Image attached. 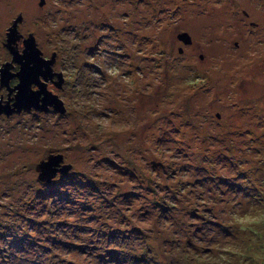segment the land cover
I'll list each match as a JSON object with an SVG mask.
<instances>
[{
	"label": "rangeland",
	"instance_id": "374dc122",
	"mask_svg": "<svg viewBox=\"0 0 264 264\" xmlns=\"http://www.w3.org/2000/svg\"><path fill=\"white\" fill-rule=\"evenodd\" d=\"M256 41H246L247 55H263L264 41ZM150 42L80 56V72L91 78L98 70L110 83L81 88L62 118L0 122V264H123L142 247L162 264H188L182 252L200 251L204 262V251L222 259L253 242L225 213L264 204V61L252 68L244 43L222 58L231 74L206 82L184 73L179 56L171 65L152 57ZM57 153L70 170L38 181L37 163ZM227 231L238 235L229 236L231 247L210 245Z\"/></svg>",
	"mask_w": 264,
	"mask_h": 264
},
{
	"label": "flooded vegetation",
	"instance_id": "af4514ba",
	"mask_svg": "<svg viewBox=\"0 0 264 264\" xmlns=\"http://www.w3.org/2000/svg\"><path fill=\"white\" fill-rule=\"evenodd\" d=\"M260 28L262 36L255 38ZM252 35L262 44L264 0H0V122L27 115L62 118L69 103L77 105L81 88L95 89L103 81L108 86L110 75L95 70L90 78L79 69V57L96 58L99 49L106 56L125 54L126 40L145 38L151 41L152 57L171 65L179 56L184 61H175L184 73L207 82L208 74H231L229 61L222 58L233 56L244 43L241 53L253 61L252 68L264 61V53L247 55ZM228 81L229 89L239 90ZM218 86L215 82L207 89ZM51 95L62 101L64 113L46 109ZM120 108L125 117L126 104Z\"/></svg>",
	"mask_w": 264,
	"mask_h": 264
},
{
	"label": "trees",
	"instance_id": "16d2710c",
	"mask_svg": "<svg viewBox=\"0 0 264 264\" xmlns=\"http://www.w3.org/2000/svg\"><path fill=\"white\" fill-rule=\"evenodd\" d=\"M246 235L248 234L243 233L240 235V237L244 239ZM229 236H231V238L238 237V235H236L234 232L232 233L231 231H227V233L224 234L222 237H220L219 239H216L215 241H212L210 245H212L214 242H219L222 246L226 244L229 246L232 243L231 239L229 240ZM254 238H255V243L252 242L249 244H252L250 251L252 253H255L256 255H247V256L246 255H236L234 253H228V251H224L221 257L224 258L225 262L231 261L232 264H259L258 257L264 255V252H261V247H264V245H262L259 238H256V237ZM247 245L248 244L244 245L242 248H236V249L241 252L247 251L248 250ZM143 248L144 247H142L141 249L138 248L137 250H135L130 257L128 256V258H126L127 263H123V264H159V263L162 264V259L164 258L162 255L159 254L157 257H154L150 249H145L144 251ZM199 249L203 250L201 247H199ZM210 252H211V256H210ZM189 253H191L193 257H189L187 256V253L182 252L183 261L187 262L188 264H201L200 262L201 252L200 251L197 253H192V252H189ZM204 255L206 256V259L204 260V262L210 261L212 259H217V256L214 255L212 251H209V256L204 251ZM120 257H121V254H120ZM122 261L125 262V259H123Z\"/></svg>",
	"mask_w": 264,
	"mask_h": 264
},
{
	"label": "water",
	"instance_id": "95a60500",
	"mask_svg": "<svg viewBox=\"0 0 264 264\" xmlns=\"http://www.w3.org/2000/svg\"><path fill=\"white\" fill-rule=\"evenodd\" d=\"M46 109L53 106V109L59 113L65 112V107L61 100L55 95L47 96L44 102ZM71 168L70 164L63 163V155L61 153L49 154L45 159L40 160L36 165L37 180L49 183L57 174H65Z\"/></svg>",
	"mask_w": 264,
	"mask_h": 264
},
{
	"label": "snow or ice",
	"instance_id": "6c2138e0",
	"mask_svg": "<svg viewBox=\"0 0 264 264\" xmlns=\"http://www.w3.org/2000/svg\"><path fill=\"white\" fill-rule=\"evenodd\" d=\"M38 76H44V75L40 74ZM36 81H38V83H39V80L37 79V77H36ZM252 205H256V202L253 201V202H251V204H240V203H238L235 208L229 206L227 209V212H236V210L239 209L240 215L243 216V215L248 213V209ZM233 226L236 227L237 229H239L242 233L248 234L244 237L245 240L253 241V237H256V238H259L262 245H264V210H262V218L258 222V225H257L261 229L260 232H254V230L252 228H247V227L244 229H241L238 224H233ZM241 247H243V245H241ZM251 247H252V244H248L247 245L248 250L244 251V252L238 251L236 248H230L227 251H228V253H234L236 255H246V256L247 255H253V253L250 251ZM261 252H264V247H261ZM201 264H232V262L231 261L225 262L222 259H212L210 261L201 262ZM259 264H264V255L260 256Z\"/></svg>",
	"mask_w": 264,
	"mask_h": 264
},
{
	"label": "clouds",
	"instance_id": "9594fccd",
	"mask_svg": "<svg viewBox=\"0 0 264 264\" xmlns=\"http://www.w3.org/2000/svg\"><path fill=\"white\" fill-rule=\"evenodd\" d=\"M262 210H264V204L250 206L248 209V213L243 216L240 215L239 209H237L236 212H226L225 215L228 218L229 223L238 224L241 229L247 227L252 228L254 232H260L261 229L257 225L262 218ZM253 243H255L254 237ZM253 255L256 254L253 253ZM259 258L260 257H258V259Z\"/></svg>",
	"mask_w": 264,
	"mask_h": 264
}]
</instances>
